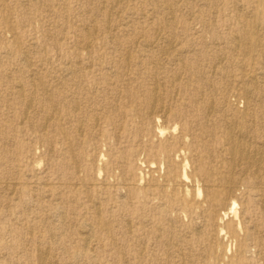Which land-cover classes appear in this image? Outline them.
Listing matches in <instances>:
<instances>
[{
	"label": "rangeland",
	"instance_id": "obj_1",
	"mask_svg": "<svg viewBox=\"0 0 264 264\" xmlns=\"http://www.w3.org/2000/svg\"><path fill=\"white\" fill-rule=\"evenodd\" d=\"M1 74L0 264H264V0H0Z\"/></svg>",
	"mask_w": 264,
	"mask_h": 264
},
{
	"label": "bare ground",
	"instance_id": "obj_2",
	"mask_svg": "<svg viewBox=\"0 0 264 264\" xmlns=\"http://www.w3.org/2000/svg\"><path fill=\"white\" fill-rule=\"evenodd\" d=\"M23 1V0H22ZM118 2V1H117ZM25 3H28V2H25ZM24 3L23 2H21V4H19V2H17V5L19 6V7H21L22 9L23 8H25V6L26 5H23ZM102 5V4H101ZM111 6H112V4H110ZM107 7V6H106ZM102 8V7H101ZM7 13L9 12V13H12V12H19L17 9H11L10 7H8L7 8ZM110 10V9H109ZM170 10V9H169ZM112 13V12H111ZM171 15V14H170ZM161 30V29H160ZM96 31V30H95ZM107 32V31H106ZM105 32V33H106ZM113 32V31H112ZM108 33V32H107ZM166 34V33H165ZM257 34V33H256ZM110 38V37H109ZM146 41V40H145ZM259 41V39H256V40H254V43H256V42H258ZM146 43L147 44H149L147 41H146ZM151 44H153V43H151ZM89 45V44H88ZM90 46V45H89ZM151 47V46H150ZM152 47H154V46H152ZM156 47H158V46H156ZM145 48H147V47H145ZM155 48V47H154ZM159 48V47H158ZM87 49V48H86ZM117 49V48H116ZM162 52V51H161ZM123 55H122V57H123V59L122 60H119V61H117L116 63H107L108 64V66H109V68H111L113 71V74L115 75V76H124L125 75V77L127 76L126 75V71H128V68L130 67V56L128 55V53L127 52H125L124 53V51H123V53H122ZM177 56V55H176ZM174 59V58H173ZM172 59H170V60H168V62L169 63H171V62H173V61H171ZM222 60V59H221ZM179 61H181V60H178V67H180V68H182V69H185L186 67H187V63H185V62H180L179 63ZM174 63V62H173ZM114 64V65H113ZM177 64V63H176ZM168 65V64H167ZM176 66V65H175ZM192 68V70L196 73V74H198V73H200L201 71L199 70V68L197 67V66H193V67H191ZM74 69L76 70V67H74ZM87 69V68H86ZM74 70V72H76ZM130 70V69H129ZM181 70V69H180ZM111 71V70H110ZM73 72V73H74ZM78 72V71H77ZM179 72V71H178ZM247 73V72H246ZM76 74V73H75ZM250 74V73H249ZM225 76V75H224ZM128 77V76H127ZM171 77V76H170ZM247 77V76H246ZM0 78H3L2 77V74L0 75ZM251 78H253V77H251ZM153 79H155V78H153ZM179 79V78H178ZM249 80H250V78H248ZM171 81V80H170ZM175 81V80H174ZM248 81V80H247ZM254 81H256V80H254ZM152 82H154L155 83V81H152ZM171 83V82H170ZM34 85V84H33ZM154 85V84H153ZM211 85V84H210ZM209 85V86H210ZM256 85V84H255ZM35 86V85H34ZM74 86H77V90L79 89V84H74ZM18 87H20L19 85H18ZM249 86H247V87H245L246 89V93H248V91H249V88H248ZM162 88V91H163V87H161V85H154V87L151 89V91H149L148 92V97L149 98H152L153 100H155L156 98V96H157V91H158V89H161ZM164 88H165V86H164ZM255 89V88H254ZM20 90V89H19ZM34 90V89H33ZM214 90V89H213ZM20 92H21V90H20ZM127 94H128V96L129 97H133V92H132V90H130V89H128L127 91ZM160 92V91H159ZM244 93H245V91H244ZM244 93H242L241 95H243V96H245V94ZM32 94V93H31ZM258 94V93H257ZM83 96V95H82ZM148 97H147V99H148ZM158 99H160V96L159 97H157V100ZM152 100V101H153ZM199 100V99H198ZM211 100V99H210ZM32 101V100H31ZM78 100H77V98H74L73 99V102L71 103V106H78L77 104H76V102H77ZM226 101V100H225ZM28 102V101H27ZM26 102V103H27ZM153 102H155L156 103V100L155 101H153ZM210 102V101H209ZM212 102V101H211ZM210 102V103H211ZM27 104H29V103H27ZM154 104V103H153ZM208 104V103H207ZM213 104V103H212ZM226 104V103H225ZM26 105V104H25ZM244 105V104H243ZM26 106H28V105H26ZM152 106V105H151ZM154 106V105H153ZM209 106V105H208ZM208 106H207V108H206V112L207 113H209L207 110L210 108H208ZM210 106H211V104H210ZM29 107V106H28ZM27 108V107H26ZM54 108V107H53ZM77 108H79V107H77ZM213 108V107H212ZM212 108H210V109H212ZM224 108V107H223ZM29 109V108H28ZM162 109V108H161ZM220 109V108H219ZM77 110V109H76ZM245 110V109H244ZM93 111V110H92ZM153 111V110H152ZM151 111V112H152ZM156 112V111H155ZM169 112V111H168ZM211 112H212V110H211ZM154 113V112H153ZM235 113H236V116H235V118H232V117H228L227 119H225L226 121H223V126H224V128L227 130V133H226V135H225V141H227L228 142V144H229V147H230V154L231 155H233L234 157H232V158H236V160H232L231 159V161H236L237 162V160H239V161H241L242 163H244L247 167H251L252 168V166H254L255 167V169H260L261 167H262V165L264 164V149L261 147V146H264V116H261L259 119H258V125H257V128L260 130V131H262L263 133H262V140H263V142H261L262 144H261V146L258 148V149H254V151H256L253 155H252V157L250 156H248L247 155V153L249 152L248 151V149H247V151L245 150V148L244 147H242L243 146V144H242V146L241 145H239L238 143L239 142H237V138L239 137V139H240V136H238L237 137V135L239 134H242L243 136H245L246 134H245V132H244V129H246V131H248V133L254 128V126H253V121L251 120V121H249L248 119H247V116H248V113L246 112V111H240V112H238V111H235ZM51 114H53V113H51ZM152 114V113H151ZM150 114V115H151ZM167 114V113H166ZM149 115V116H150ZM165 116V115H164ZM207 116V115H206ZM53 117V116H52ZM97 119V118H96ZM50 121V120H49ZM48 121V122H49ZM82 124V123H81ZM44 128V127H43ZM79 128H80V126H79ZM80 130V132H81V129H79ZM235 132H237L236 134H235ZM161 135H162V132L160 131L159 132ZM237 137V138H236ZM243 138V137H242ZM251 139V138H250ZM250 141V140H249ZM260 145V144H259ZM255 146V145H254ZM253 149V148H252ZM164 150H169V148L168 147H165L164 148ZM247 153H246V152ZM252 152V151H251ZM231 158V157H230ZM237 162V163H241V162ZM242 165V164H241ZM234 166V167H233ZM247 167H246V169H247ZM221 168H223V170H231V169H233V168H235V165H234V163L232 162L231 163V165H225L224 167H221ZM250 168V169H251ZM245 170V169H244ZM244 170L242 171V172H244ZM258 170H254V171H257L258 172ZM233 171V170H232ZM246 172V171H245ZM244 172V173H245ZM256 173V172H255ZM259 173V172H258ZM232 175V174H231ZM255 175V174H254ZM262 176V175H261ZM243 177V176H242ZM260 178V177H259ZM206 182L208 183V184H214V185H217L218 187H217V189L215 188L214 189V185H211V186H209V187H207V191L204 193V201H203V203L205 204V209H203V210H201V212H202V214H207V213H212L213 215L212 216H215L218 212V217L220 218L221 217V219H226L228 216H229V214L231 213V211L234 209V208H229L227 205H226V203L227 202H221L222 200H223V198H224V194L225 193H228V192H230V191H232V189H233V187L232 186H230V185H225V184H221V183H218V181H217V183H215V182H213V180L212 179H207L206 180ZM260 182V181H259ZM179 185V184H178ZM183 186V185H182ZM183 188V187H182ZM264 190V189H263ZM213 193H215V195L216 196H214L213 197ZM229 194V193H228ZM219 205H221L220 207H219ZM234 206V205H233ZM222 210V211H221ZM60 213V212H59ZM65 215V214H64ZM62 216V215H61ZM63 221H64V219H63ZM86 226V225H85ZM223 229V228H222ZM82 232V231H81ZM81 234V233H80ZM56 237V236H55ZM84 237V236H83ZM85 238H83V240H84ZM80 240H82V239H80ZM82 240V241H83ZM88 239H86V241H87ZM85 241V240H84ZM85 243V242H84ZM87 244H88V241L86 242ZM46 253V252H45ZM39 254H41V253H39ZM43 255V254H42ZM44 256H46L45 254H44ZM39 258H40V256H39ZM38 258V259H39ZM42 258V257H41ZM43 259V258H42ZM42 259H40L41 261H42ZM41 261H40V263H41ZM49 262V261H48ZM47 262V263H48ZM183 262V261H182ZM42 263H44V260H43V262ZM49 264H51V263H49ZM182 264V263H181ZM184 264V263H183Z\"/></svg>",
	"mask_w": 264,
	"mask_h": 264
}]
</instances>
